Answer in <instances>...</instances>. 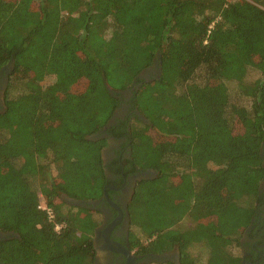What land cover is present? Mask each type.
<instances>
[{
  "label": "trees",
  "instance_id": "1",
  "mask_svg": "<svg viewBox=\"0 0 264 264\" xmlns=\"http://www.w3.org/2000/svg\"><path fill=\"white\" fill-rule=\"evenodd\" d=\"M6 69L0 264H94L95 202L146 171L133 249L242 264L261 235L264 258V0H0Z\"/></svg>",
  "mask_w": 264,
  "mask_h": 264
},
{
  "label": "flooded vegetation",
  "instance_id": "2",
  "mask_svg": "<svg viewBox=\"0 0 264 264\" xmlns=\"http://www.w3.org/2000/svg\"><path fill=\"white\" fill-rule=\"evenodd\" d=\"M154 67L158 69L157 64H155ZM153 69L154 68H150L142 74V76L144 75L147 77L152 73H156ZM124 95L125 98L122 107L116 113V117L123 119L126 118L130 107L127 102L132 95V89L126 91ZM2 107H4V100L0 102V109ZM108 139V145L103 151L105 163H109L117 157L118 154L125 153L127 149L129 150L128 147L122 148L126 141L125 137L116 139L113 136H109ZM151 172L153 171L128 175L124 178L119 188L111 186L114 193H112L110 197L105 194L103 199L95 202V205H99L98 209L101 214V224L95 231V247L97 253L94 264H164L167 262H178L179 250L177 247L159 254H144L140 253L138 248H132L133 241L130 238L131 225L128 215V204L131 200L136 182L146 178L143 175H150ZM109 175L111 178L114 177L112 174ZM0 237L2 236L0 235ZM244 240L248 241L246 237ZM260 240L261 235H258L253 241V247L257 248L254 255L250 254L248 247L243 248L244 260L242 264H262L264 259L261 252L263 244L257 243V241ZM249 257L251 261H249Z\"/></svg>",
  "mask_w": 264,
  "mask_h": 264
},
{
  "label": "rangeland",
  "instance_id": "3",
  "mask_svg": "<svg viewBox=\"0 0 264 264\" xmlns=\"http://www.w3.org/2000/svg\"><path fill=\"white\" fill-rule=\"evenodd\" d=\"M152 68H154L153 70L154 71H156V73H152L150 76H144V78H147L146 80H150L151 78H155V77H157L158 75H159V67L157 66V68L158 69H156V67H152ZM151 68V69H152ZM8 69H9V67H8ZM9 70H5V74H3L1 77H0V102H2L3 100H4V92H5V88H6V85H7V82H8V78H7V72H8ZM146 72V71H145ZM144 74V73H143ZM3 108V107H2ZM1 108V109H2ZM234 129H235V131L236 132H238V133H242L243 131L240 129V127H239V125H237V123H234ZM154 172H151V174L149 175H143L144 177H146V178H148V177H150V176H154ZM263 186H264V183L262 184ZM263 188V187H262ZM264 191V188L262 189V192ZM244 240V238L242 239V241ZM241 249L242 248H235L234 249V251L236 252V253H240L241 252Z\"/></svg>",
  "mask_w": 264,
  "mask_h": 264
},
{
  "label": "built area",
  "instance_id": "4",
  "mask_svg": "<svg viewBox=\"0 0 264 264\" xmlns=\"http://www.w3.org/2000/svg\"><path fill=\"white\" fill-rule=\"evenodd\" d=\"M48 214L50 218H53V214L51 210H48ZM61 228V225H56V229L59 230Z\"/></svg>",
  "mask_w": 264,
  "mask_h": 264
},
{
  "label": "water",
  "instance_id": "5",
  "mask_svg": "<svg viewBox=\"0 0 264 264\" xmlns=\"http://www.w3.org/2000/svg\"><path fill=\"white\" fill-rule=\"evenodd\" d=\"M157 61H159V58L157 59ZM1 236H2V237H4L5 235H4V234H2Z\"/></svg>",
  "mask_w": 264,
  "mask_h": 264
}]
</instances>
